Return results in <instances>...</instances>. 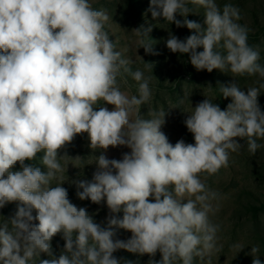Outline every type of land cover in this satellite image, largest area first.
<instances>
[{
  "label": "clouds",
  "instance_id": "obj_1",
  "mask_svg": "<svg viewBox=\"0 0 264 264\" xmlns=\"http://www.w3.org/2000/svg\"><path fill=\"white\" fill-rule=\"evenodd\" d=\"M188 2L150 0L153 19L194 30L185 40L170 34L166 46L171 52L190 54L198 71L227 68L236 75L264 77L259 52L236 22L238 8L225 4L221 10L215 0H191L204 9L202 27L187 19ZM107 20L89 0H0V208L19 205L12 231L0 226V264H29L42 253L48 258L39 264H121L113 255L120 249L150 257L159 251L162 259L148 264H193L215 247L217 231L209 221L216 193L200 174L227 166L229 152L242 147L237 138L247 140L252 154L261 147L260 90L245 91L235 82L221 87L223 97L231 98L226 110L205 99L188 115L185 125L194 144L169 143L161 131L165 112L132 119L151 96L150 78L140 70L132 73L140 82L139 97L129 98L119 89L117 76L122 67L129 71V61L115 51L104 30ZM134 31L146 36L151 28ZM144 48L151 51L150 44ZM101 100L113 109L96 107ZM83 133L92 149H131L122 160L102 153L92 181L77 183L80 200L100 204L106 199L112 214L123 212L122 218L111 215L107 227L71 203L61 184L50 186L63 171L59 150ZM41 152L46 173L26 163ZM117 228L130 231L131 238L114 240ZM61 233L64 250L56 257L51 241ZM257 252L251 248L252 264H262Z\"/></svg>",
  "mask_w": 264,
  "mask_h": 264
},
{
  "label": "rangeland",
  "instance_id": "obj_2",
  "mask_svg": "<svg viewBox=\"0 0 264 264\" xmlns=\"http://www.w3.org/2000/svg\"><path fill=\"white\" fill-rule=\"evenodd\" d=\"M222 10L225 4H231L239 9L240 19L236 21L247 29L248 44L259 52L261 66H264V0H215ZM94 10H103L108 16L104 22V30L115 45V51L121 53V58L129 61L125 71L122 67L117 76V86L127 96L139 97V83L134 80L132 73L137 70L143 72L149 79L151 96L149 100L138 106L132 119L138 114L141 119H151L153 114L165 112V123L161 131L167 136L173 146L179 140L186 144H194V136L185 125V120L193 108L205 99L217 104L221 110H226L231 98H224L222 86L233 82L242 90L256 87L260 90L258 104L264 111V77L258 73L236 75L227 68L220 71L214 69L198 71L190 62V54L171 52L166 41L170 34L180 40H185L194 34V30L187 27H177L163 18L153 19L150 0H89ZM187 6L191 13L187 19L204 25L203 7L191 3ZM176 18L183 21L184 17L177 14ZM151 31L146 36L138 35L134 30ZM150 44L151 51L146 52L144 46ZM218 51L223 53L222 48ZM197 51H203L198 48ZM142 82V81H141ZM113 109L110 104L99 101L96 107ZM98 110V108H97ZM242 145L235 152H229L227 166L221 167L215 174L206 172L200 174L201 181L216 197L210 202L212 211L209 221L217 227L215 247L203 259L195 257L193 264H252L251 248H258L255 257L264 264V138L257 139L261 145L255 154L248 150L247 140L237 138ZM127 146L111 147L107 150L92 149L87 133L77 134L73 141L59 150L58 157L63 171L58 172L50 186L61 184L68 191V199L78 208L84 207L94 222L101 227H107L108 218L116 215L123 217V212L112 214L107 207L106 199L100 204L90 199L80 200L77 196V183L92 181L97 170L96 157L102 153L108 159L122 160L123 155L130 154ZM44 153L26 163L47 172L42 163ZM19 164L16 169H19ZM82 191V189H79ZM187 197H185L186 201ZM194 199V197H193ZM154 202L153 197H149ZM18 202H11L0 208V226L7 225L8 232L12 231L11 221L18 210ZM35 215V212L33 213ZM132 236L130 231L115 229L114 240L127 241ZM53 254L58 257L64 250L63 234H57L52 241ZM121 264H148L149 260L160 261L159 251L154 257L147 254L140 255L120 249L113 253ZM46 254L34 257L29 264H39V259H47ZM182 264V262H177Z\"/></svg>",
  "mask_w": 264,
  "mask_h": 264
}]
</instances>
